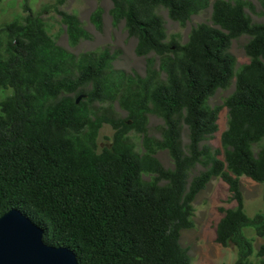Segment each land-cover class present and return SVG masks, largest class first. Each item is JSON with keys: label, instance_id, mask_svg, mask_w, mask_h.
<instances>
[{"label": "trees", "instance_id": "16d2710c", "mask_svg": "<svg viewBox=\"0 0 264 264\" xmlns=\"http://www.w3.org/2000/svg\"><path fill=\"white\" fill-rule=\"evenodd\" d=\"M4 0H0V4ZM114 21H125L137 39L136 54L148 59L147 73L114 68L109 48L76 54L49 34L43 19L28 14L0 25V88L13 93L0 102V216L18 208L44 229V240L75 250L80 264H192L181 243L194 226V200L210 180L221 177L236 206L224 209L216 240L238 248L233 264H264L249 259L251 226L264 236V211L244 209L241 176L264 186V23L254 22L248 0H112ZM212 5V24L193 27L187 42L168 38L158 9L186 24ZM69 43L92 34L75 13L59 10ZM102 29V11L92 15ZM247 34L250 61L236 71L229 51ZM236 78L223 105L209 104L219 88ZM120 99L124 118L95 117L97 103ZM228 108L221 149L207 140L219 131V114ZM150 112L165 123L161 139L146 137L145 152L126 136L145 131ZM129 120L131 122H129ZM106 121L116 129L114 144L97 152L96 131ZM189 129L188 150L182 129ZM169 152L174 168L156 157ZM204 170L188 180L197 165ZM144 174H151L150 180Z\"/></svg>", "mask_w": 264, "mask_h": 264}, {"label": "rangeland", "instance_id": "374dc122", "mask_svg": "<svg viewBox=\"0 0 264 264\" xmlns=\"http://www.w3.org/2000/svg\"><path fill=\"white\" fill-rule=\"evenodd\" d=\"M214 0H211V3ZM253 3L254 10L247 8L254 22L264 23V0H248ZM112 0H4L0 4V25L12 21L18 16L26 17L28 14L40 16L45 22L49 34L62 47L79 54L85 51L100 50L109 48L117 53V58L113 62L114 68L124 70L127 73H138L145 76L147 73L148 59L155 58V67H160L159 57L154 54L139 56L136 54L137 39L128 34L125 21L116 23L112 15ZM64 10L75 13L82 21L85 28L92 34L90 40H82L77 45L72 46L66 32V25L59 13ZM102 11V29H98L92 21V15L97 11ZM159 14L163 17L168 33V38H176L180 42L188 41L190 33L196 25L206 22L212 24V5L194 14L186 24L170 18L167 9L160 7ZM251 37L247 34L234 38L229 51L236 58L235 70L238 71L242 65L250 61V56L246 52V44ZM236 78L234 77L227 88H219L209 99V104L223 105L226 98L235 91ZM13 93L12 89L0 88V102ZM95 117L124 118L128 116V110L120 102V99L97 103L95 107ZM228 108L224 106L219 114V131L214 137L207 140L212 150L221 149L219 155L224 158L221 134L228 126ZM129 122H131L129 120ZM165 128L164 120L156 113L148 114V123L145 131L131 129L126 133L129 140L135 145L136 150L143 153L146 148L144 140L146 137L161 139ZM116 129L109 122L104 121L96 131L97 152L105 148H111L114 144ZM189 129L183 124L182 145L185 151L188 150ZM264 146V139L254 144L253 149L257 153ZM164 167L173 169L174 162L169 152L160 149L155 154ZM205 168L197 165L191 172L188 184L194 176L198 175ZM144 179L150 180L151 174H144ZM241 185L244 194V209L248 216L264 211V186L250 177L241 176ZM194 226L184 229L181 233V243L189 249L192 257V264H233L238 258V248L235 246H224L216 240V230L220 219L224 215V209L236 206V201L232 198L229 185L221 178L214 177L207 186L198 193L194 202ZM244 234L252 241L254 252L250 257L252 263L260 260L258 250L264 245V236H259L254 227L244 228Z\"/></svg>", "mask_w": 264, "mask_h": 264}, {"label": "water", "instance_id": "95a60500", "mask_svg": "<svg viewBox=\"0 0 264 264\" xmlns=\"http://www.w3.org/2000/svg\"><path fill=\"white\" fill-rule=\"evenodd\" d=\"M0 264H80L75 250L44 240V229L18 208L0 216Z\"/></svg>", "mask_w": 264, "mask_h": 264}]
</instances>
